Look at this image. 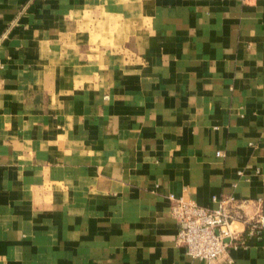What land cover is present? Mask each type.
<instances>
[{
  "label": "crops",
  "instance_id": "1",
  "mask_svg": "<svg viewBox=\"0 0 264 264\" xmlns=\"http://www.w3.org/2000/svg\"><path fill=\"white\" fill-rule=\"evenodd\" d=\"M170 196L264 216V0H0V264H207Z\"/></svg>",
  "mask_w": 264,
  "mask_h": 264
},
{
  "label": "built area",
  "instance_id": "2",
  "mask_svg": "<svg viewBox=\"0 0 264 264\" xmlns=\"http://www.w3.org/2000/svg\"><path fill=\"white\" fill-rule=\"evenodd\" d=\"M172 200L171 214L178 224L176 243L192 259L212 264L229 248L245 244L244 233L252 234L264 225V216L248 217L241 212L243 203L232 197L221 198L214 209L204 208L181 198Z\"/></svg>",
  "mask_w": 264,
  "mask_h": 264
}]
</instances>
